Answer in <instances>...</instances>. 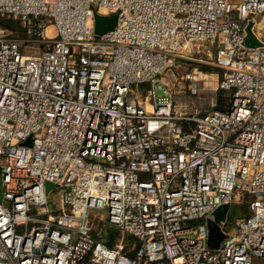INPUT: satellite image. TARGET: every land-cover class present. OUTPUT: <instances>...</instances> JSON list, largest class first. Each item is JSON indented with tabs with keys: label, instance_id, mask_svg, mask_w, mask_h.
Returning a JSON list of instances; mask_svg holds the SVG:
<instances>
[{
	"label": "built area",
	"instance_id": "obj_1",
	"mask_svg": "<svg viewBox=\"0 0 264 264\" xmlns=\"http://www.w3.org/2000/svg\"><path fill=\"white\" fill-rule=\"evenodd\" d=\"M263 22L264 0H0V264H264ZM197 42L215 89L171 67ZM224 205L245 213L213 248Z\"/></svg>",
	"mask_w": 264,
	"mask_h": 264
},
{
	"label": "rangeland",
	"instance_id": "obj_2",
	"mask_svg": "<svg viewBox=\"0 0 264 264\" xmlns=\"http://www.w3.org/2000/svg\"><path fill=\"white\" fill-rule=\"evenodd\" d=\"M257 21H259L258 18H256ZM262 25L264 26V22L262 23ZM264 29H262L261 33L262 36L264 38ZM193 57L192 59H194L195 61H192L190 64H187L185 62H179V61H175L174 64L171 66L175 72L179 75L182 76L186 70V68H188L190 71H193V73H195L197 76L201 77V78H205L208 79L207 81L202 80L203 82V86H205V88L207 90H211V89H215L216 87V73L213 72V70H209V71H201L199 69V64L201 61L203 62H207L210 61L209 59V55H213L212 54V49L209 47L207 42H197L194 43L193 45ZM200 46L204 47L203 48V53H196L197 52V47L199 48ZM209 50V51H208ZM210 52V53H209ZM199 62V63H198ZM207 83V84H205ZM162 85H164V82L162 83ZM155 93L157 96H161L162 95V90H155ZM212 94H205L203 95V98L201 96V98L199 99V101H197V97H191L189 95L187 96H182V97H178V100L181 102H185V101H191L193 100L195 103V107L197 110H200L202 112H206L208 110H210L212 108V106L215 103V97H214V93L211 92ZM224 98L226 97V94L223 93L222 95ZM150 97H148V101H149ZM63 196V190L62 189H56L55 191H53L51 193V195L49 196V202H50V206L54 207V203L59 202L62 199ZM245 213V207L243 205H238L237 207L235 206H231L228 212V216L227 218L229 220L232 219L231 221V225L234 223V220L236 219V217L241 216ZM90 215L91 218L95 217V224H99V219L104 217L105 214L104 212L101 211H97V210H90ZM100 231L103 232L104 234H117L118 231L113 228L112 226H106L103 225L100 227ZM131 238L127 235H125V240H130Z\"/></svg>",
	"mask_w": 264,
	"mask_h": 264
},
{
	"label": "water",
	"instance_id": "obj_3",
	"mask_svg": "<svg viewBox=\"0 0 264 264\" xmlns=\"http://www.w3.org/2000/svg\"><path fill=\"white\" fill-rule=\"evenodd\" d=\"M116 16H99L97 14L94 15V33L96 36H101L104 33L112 30L115 27ZM253 24L252 22H248L245 28V38L244 45L248 48H256L261 47L262 43L257 39V37L251 31ZM24 146H31V139L28 138L24 143ZM46 193H48L55 186L51 183H46ZM2 200V187H1V176H0V201ZM230 206L224 205L218 208L212 215L213 221H208V244L217 248L220 242L225 238L223 233L219 229V224L226 220L227 214L229 212Z\"/></svg>",
	"mask_w": 264,
	"mask_h": 264
},
{
	"label": "trees",
	"instance_id": "obj_4",
	"mask_svg": "<svg viewBox=\"0 0 264 264\" xmlns=\"http://www.w3.org/2000/svg\"><path fill=\"white\" fill-rule=\"evenodd\" d=\"M197 67H199V69L201 71H203V72L210 70L209 67H204V66H197ZM222 95H223V92L221 90H218L217 91V94H216V109L217 110L224 111V110H226L228 108V102H227L226 97L224 98ZM231 221H232V219L229 220L227 218V221L226 222H227L228 225L231 226ZM131 241H132L131 239L130 240H126L127 243H130ZM128 255L131 256L132 253H128Z\"/></svg>",
	"mask_w": 264,
	"mask_h": 264
},
{
	"label": "bare ground",
	"instance_id": "obj_5",
	"mask_svg": "<svg viewBox=\"0 0 264 264\" xmlns=\"http://www.w3.org/2000/svg\"><path fill=\"white\" fill-rule=\"evenodd\" d=\"M196 80H204V81H207L208 79H205V78H201L199 76H196ZM197 83V82H196ZM207 84V83H205ZM197 86H198V83H197ZM149 97V96H148ZM148 97L146 98V103H147V108L149 109L150 108V99L148 101Z\"/></svg>",
	"mask_w": 264,
	"mask_h": 264
}]
</instances>
